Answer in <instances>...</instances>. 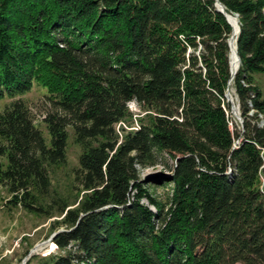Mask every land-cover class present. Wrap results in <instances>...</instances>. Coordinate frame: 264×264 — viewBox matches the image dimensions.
Wrapping results in <instances>:
<instances>
[{"label": "trees", "instance_id": "1", "mask_svg": "<svg viewBox=\"0 0 264 264\" xmlns=\"http://www.w3.org/2000/svg\"><path fill=\"white\" fill-rule=\"evenodd\" d=\"M217 1L238 19L240 129L216 0H0V186L13 208L61 216L63 252L41 264H264V0ZM34 85L44 131L21 99ZM68 129L74 198L51 179ZM167 160L160 201L138 168Z\"/></svg>", "mask_w": 264, "mask_h": 264}, {"label": "rangeland", "instance_id": "2", "mask_svg": "<svg viewBox=\"0 0 264 264\" xmlns=\"http://www.w3.org/2000/svg\"><path fill=\"white\" fill-rule=\"evenodd\" d=\"M231 15L233 17L236 16L235 14ZM232 21L236 24L235 19ZM255 85L259 88L264 97V74L255 76ZM229 86L228 93L230 100L228 101L226 99L230 106L228 115L229 121H231L233 125L236 124L238 126L237 128L240 129L243 124V119L239 109V99L232 84ZM46 93L45 88L34 85L29 93L21 97L32 114L36 117L35 123L42 131H44V126L40 123V119L42 118L41 114L47 109L45 103ZM9 102V100L1 101L0 110L4 109ZM232 104L237 110L236 113L232 111ZM127 107L129 111L134 114L132 118L133 125L130 126H136V119L139 117L137 115L139 114L142 116L143 112L135 102H130ZM253 122L256 121L253 120ZM258 124H264V116H260ZM121 126L128 129L124 124H121ZM68 134L66 163L51 171V179L53 190L59 194L74 198L76 192L75 188H71V180L73 169L77 167L78 156L81 151L78 145L75 144L70 129H68ZM166 163L167 165L162 164L155 167L138 168L139 180L148 188L149 193L160 201H164L167 194H170L171 186L162 183H152L153 181H150L153 177L164 181L166 177L171 175L172 161L167 160ZM8 199L9 197L6 191L0 186V264H41V258L44 256L47 257L51 254L63 252L59 251L52 241L54 234L58 231H62L64 228L57 224L61 216L55 214L51 217H45L44 215L26 212L20 207L13 208L6 204ZM143 204L147 205V202L143 201ZM79 264L86 263L81 262Z\"/></svg>", "mask_w": 264, "mask_h": 264}, {"label": "water", "instance_id": "3", "mask_svg": "<svg viewBox=\"0 0 264 264\" xmlns=\"http://www.w3.org/2000/svg\"><path fill=\"white\" fill-rule=\"evenodd\" d=\"M215 8H216V10L218 11V12H220V13H222L224 16H225V18H226V21L230 24V26L232 27V25H231V23L228 21V18H227V14L228 13H226L225 12V9H224V7H223V5L222 4H220L217 0H216V3H215ZM235 18H236V20H237V30H236V38H235V46H234V51H235V53H236V55H237V49H236V42H237V37H238V34H239V26H238V19H237V16H235ZM233 28H232V34H231V36H230V38L228 39V41H227V43H228V47H229V51H230V54H229V59L231 58V52H232V42H233V40H232V36H233ZM237 60H238V62H239V64H240V59H239V56L237 55ZM230 65H231V63H230ZM239 67V66H238ZM236 73H232L231 72V69H230V80H229V83H230V81L233 79V77H234V75H235ZM229 83H228V85H229ZM225 97H226V99L229 101L230 100V96H229V93H228V89H227V93L225 94ZM234 110H236V108L233 106V104H232V111L234 112ZM236 112H237V110H236Z\"/></svg>", "mask_w": 264, "mask_h": 264}, {"label": "bare ground", "instance_id": "4", "mask_svg": "<svg viewBox=\"0 0 264 264\" xmlns=\"http://www.w3.org/2000/svg\"><path fill=\"white\" fill-rule=\"evenodd\" d=\"M228 16H232V15H230V14H227V18H228ZM232 18L233 19H235L236 20V18L235 17H233L232 16ZM228 21L231 23V25H232V28H233V45H232V52H231V58H230V63H231V65H230V69H231V72L232 73H236L237 72V70H238V66H239V62H238V60H237V55H236V53H235V51H234V46H235V38H236V30H237V20H236V24L231 20V19H228ZM232 83H231V81H230V83H229V85H231ZM230 87V86H229ZM234 113H236V111L234 110Z\"/></svg>", "mask_w": 264, "mask_h": 264}]
</instances>
